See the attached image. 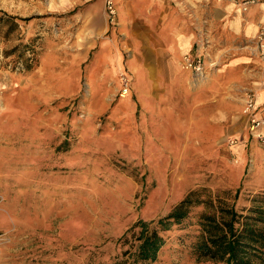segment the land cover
Masks as SVG:
<instances>
[{
    "label": "rangeland",
    "instance_id": "1",
    "mask_svg": "<svg viewBox=\"0 0 264 264\" xmlns=\"http://www.w3.org/2000/svg\"><path fill=\"white\" fill-rule=\"evenodd\" d=\"M61 7L52 0H0V264H122L125 233L140 219L166 215L190 190L203 192L215 209H264L257 201L264 198L262 147L249 146L241 156L240 145L228 140H194L178 126L175 110L148 113L130 95L119 97L126 53L119 64L118 46L104 59L106 50L94 47L81 68L97 55L89 80L83 74L72 94L50 96L52 84L37 83L40 55L59 44L51 23L65 19ZM81 9L75 4L70 14ZM217 47L214 38L213 47L208 42L211 69L203 80L192 76V90L206 87ZM23 78L36 80L24 86ZM191 212L181 230L166 233L155 264H219L192 254L201 234L196 218L213 207Z\"/></svg>",
    "mask_w": 264,
    "mask_h": 264
},
{
    "label": "crops",
    "instance_id": "2",
    "mask_svg": "<svg viewBox=\"0 0 264 264\" xmlns=\"http://www.w3.org/2000/svg\"><path fill=\"white\" fill-rule=\"evenodd\" d=\"M52 1L56 8L64 5L60 10L65 9L67 15L51 23L57 27L59 46L50 45L40 55L37 83L52 84L55 92L50 96L63 97L73 92L83 74L89 80L97 55L85 71L81 68L94 47L99 45V52L106 50L104 59L111 47L118 46L119 64L126 53L125 67L119 72H128L133 84L128 95L138 110L142 107L145 112L168 116L171 111H167L173 109L179 118L178 126L189 128L185 132H192L194 140L213 139V143L223 144L238 139L241 156L249 146L258 145L247 134L243 97L253 93L259 115L264 118V57L255 47L256 35L264 27V0H257L246 12L216 0H113L117 11L115 28L107 25L104 0ZM75 4L82 5L76 16L70 14ZM107 33V40L98 42ZM119 35L118 42L115 38ZM200 37L212 47L213 38L217 43L208 59L216 66L206 87L192 90V74L182 71L179 61L192 51ZM98 78L100 81L101 72ZM35 80L23 78L21 84L27 86ZM3 85H8L6 79ZM112 95L111 90L103 99ZM165 100L181 104L176 109L167 108L161 103Z\"/></svg>",
    "mask_w": 264,
    "mask_h": 264
},
{
    "label": "trees",
    "instance_id": "3",
    "mask_svg": "<svg viewBox=\"0 0 264 264\" xmlns=\"http://www.w3.org/2000/svg\"><path fill=\"white\" fill-rule=\"evenodd\" d=\"M258 199L264 203L263 197ZM202 206L213 207V213H204L196 218V226L201 233L192 247L196 261L264 264V209L254 206L244 210L245 213H239L233 206L215 209L199 190L188 191L166 215L156 220H138L121 239L125 257L122 264H155L166 244V233L189 222L191 211Z\"/></svg>",
    "mask_w": 264,
    "mask_h": 264
},
{
    "label": "built area",
    "instance_id": "4",
    "mask_svg": "<svg viewBox=\"0 0 264 264\" xmlns=\"http://www.w3.org/2000/svg\"><path fill=\"white\" fill-rule=\"evenodd\" d=\"M219 3L232 4L246 12L248 8L255 4L257 0H216ZM104 12L106 15L107 25L109 28L117 26V11L113 0H104ZM208 40L200 37L194 43L192 51L180 58L179 66L182 70L190 72L197 80H203L207 76V72L211 69V64L206 61ZM255 46L264 57V27H261L255 38ZM120 81L119 97L124 98L129 94L131 89V78L126 70L118 73ZM256 96L253 93H246L243 97L244 114L248 121L247 134L248 137L262 147L264 153V118L259 115L256 106ZM230 146H236L241 143L238 139H229Z\"/></svg>",
    "mask_w": 264,
    "mask_h": 264
}]
</instances>
